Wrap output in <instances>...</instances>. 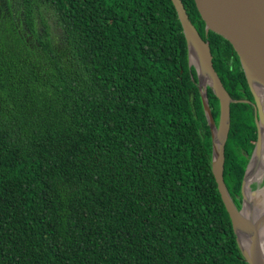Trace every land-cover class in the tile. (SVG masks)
<instances>
[{"label":"trees","instance_id":"trees-1","mask_svg":"<svg viewBox=\"0 0 264 264\" xmlns=\"http://www.w3.org/2000/svg\"><path fill=\"white\" fill-rule=\"evenodd\" d=\"M181 2L234 101L223 182L239 209L253 95L229 42ZM15 3L21 16L0 12V264H247L171 0ZM44 11L57 39L36 30Z\"/></svg>","mask_w":264,"mask_h":264},{"label":"water","instance_id":"water-1","mask_svg":"<svg viewBox=\"0 0 264 264\" xmlns=\"http://www.w3.org/2000/svg\"><path fill=\"white\" fill-rule=\"evenodd\" d=\"M171 2L176 10L186 38L188 65L194 67L197 74V86L211 132V169L221 200L231 220L236 243L243 259L247 264H262L258 255H255V252H257L258 249L256 235L254 234L253 239L255 252L249 256L240 246L235 222L241 218L245 200L249 199L251 202L255 203L257 193L262 190L264 191V185L256 190L251 189V185L255 181L253 178L259 172L258 169L264 168V159L262 158V153H264V144H262L264 141V109L252 85V78H258L264 83V0H194L195 7L205 23V33L211 31L223 37L229 42L238 56L257 108V116L255 118L257 139L242 178L240 190L242 202L239 209L233 203L223 182L224 145L227 139L230 122L229 105L234 101L225 91L216 71L214 70L208 42L200 37L198 31L189 20L181 0H171ZM244 30H249L257 35L260 44L257 45L244 32ZM190 40L193 43V48L200 56L205 52V55L202 57L209 77V83L206 85H202L198 69L190 61ZM207 87L211 88L219 101V118L217 124H215L213 120L211 109L209 107L206 94ZM215 130H217L220 135V144L217 149V154L215 152ZM261 171L264 174V170ZM258 200V206L263 207L264 196H260Z\"/></svg>","mask_w":264,"mask_h":264},{"label":"bare ground","instance_id":"bare-ground-1","mask_svg":"<svg viewBox=\"0 0 264 264\" xmlns=\"http://www.w3.org/2000/svg\"><path fill=\"white\" fill-rule=\"evenodd\" d=\"M244 32L257 45L260 44L257 35H255L253 32H250L249 30H244ZM190 46V61L197 67L202 85H206L207 83H209V77L205 69L204 59L202 57L203 55H205V52L202 54V56H200L193 48V43L191 40ZM252 85L257 96L259 97L260 103L264 102V83L261 82L258 78H252ZM214 137L216 146L215 152L217 154V149L220 144V135L217 130L214 131ZM262 144H264V141ZM262 158L264 159V153H262ZM258 170L259 172L258 174H256V178H253V180L255 181H259L262 178L263 172L261 170H264V168ZM260 196H264L263 190L257 193L255 203L251 202L249 199L245 200L243 211L241 213L242 219L239 218L238 220H236L235 227L238 234L240 246L243 251L249 256H251L255 252L253 239L254 234L256 235L258 241V249L257 252H255V255H258L260 262L264 264V206L260 207L257 204Z\"/></svg>","mask_w":264,"mask_h":264},{"label":"rangeland","instance_id":"rangeland-1","mask_svg":"<svg viewBox=\"0 0 264 264\" xmlns=\"http://www.w3.org/2000/svg\"><path fill=\"white\" fill-rule=\"evenodd\" d=\"M11 0H0V12L5 13L7 15H17L21 16L22 8L18 4H14L15 7L13 9H8V5L10 4ZM16 17V16H15ZM54 16L53 14L44 11L43 12V20L38 18L37 24H36V30H44L45 28L48 29L50 33H52L53 38L57 39V35L60 34V28L56 26ZM258 174V173H257ZM256 178V177H255ZM264 185V174L262 175V178L259 181H254L251 185L252 190H256ZM242 202V201H241ZM241 205V203H239Z\"/></svg>","mask_w":264,"mask_h":264},{"label":"flooded vegetation","instance_id":"flooded-vegetation-1","mask_svg":"<svg viewBox=\"0 0 264 264\" xmlns=\"http://www.w3.org/2000/svg\"><path fill=\"white\" fill-rule=\"evenodd\" d=\"M251 104H252V106H253V111H254V118H256V116H257V108H256V105H255V101H254V97H253V102H251ZM261 104H262V107H263V109H264V102H261Z\"/></svg>","mask_w":264,"mask_h":264}]
</instances>
